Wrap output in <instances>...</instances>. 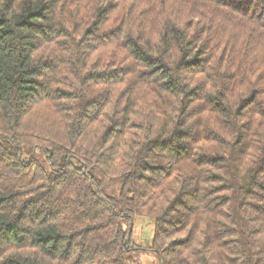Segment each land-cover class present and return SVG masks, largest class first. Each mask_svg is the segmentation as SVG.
<instances>
[{
    "label": "trees",
    "instance_id": "16d2710c",
    "mask_svg": "<svg viewBox=\"0 0 264 264\" xmlns=\"http://www.w3.org/2000/svg\"><path fill=\"white\" fill-rule=\"evenodd\" d=\"M137 219L264 264V0H0V264H126Z\"/></svg>",
    "mask_w": 264,
    "mask_h": 264
},
{
    "label": "rangeland",
    "instance_id": "374dc122",
    "mask_svg": "<svg viewBox=\"0 0 264 264\" xmlns=\"http://www.w3.org/2000/svg\"><path fill=\"white\" fill-rule=\"evenodd\" d=\"M131 232L133 247L144 251L140 254L132 255L131 259L126 261V264H159L157 257L147 248L149 242L152 240V223L143 219H137Z\"/></svg>",
    "mask_w": 264,
    "mask_h": 264
}]
</instances>
